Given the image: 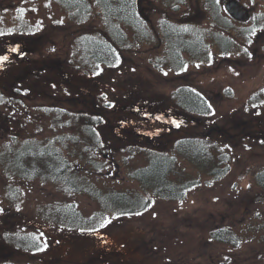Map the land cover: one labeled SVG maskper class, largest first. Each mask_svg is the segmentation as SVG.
I'll use <instances>...</instances> for the list:
<instances>
[{
	"label": "rangeland",
	"instance_id": "1",
	"mask_svg": "<svg viewBox=\"0 0 264 264\" xmlns=\"http://www.w3.org/2000/svg\"><path fill=\"white\" fill-rule=\"evenodd\" d=\"M223 1L220 7L225 14ZM238 1L246 9L244 20L233 21L228 30L216 28L233 42L226 52L211 48L210 59H193L180 73L167 66L156 71L149 61L161 54L162 47L146 42L135 52H123L117 67L102 68L97 76H79L68 62L76 58V23L55 0H0V26L6 29L0 35V57H7L0 60V88L16 101L0 104L1 146L8 126L39 136L68 134L61 121L73 117L58 120L57 112H43L44 107H55L75 114L92 110V116L102 119L96 127L106 146L92 153L104 163L97 171L85 172L86 180L96 187L140 191L139 183L127 173L145 165L141 147L174 153L185 171L199 174V168L175 151L179 138L207 135L231 158L224 175L213 179L201 174L200 185L184 199L152 198L145 211L117 217L93 235L60 227L53 230L57 224L52 227L38 214L57 196L50 182L32 181L19 188L13 208L6 198L8 180L0 172V220L7 228L39 229L47 243L38 253H0V260L9 264H264V194L255 182V173L264 167V21L253 36L244 38L249 36L244 29L264 13V2ZM197 2L186 0L188 5L178 11L159 0H139V7L154 26L159 12L165 10L176 20L183 14L209 26L210 18L199 13ZM190 7L193 10L184 14ZM20 17L35 27L33 33L19 30ZM94 21L84 24L95 27ZM181 85L204 94L211 113L197 116L175 107L170 93ZM225 89L231 93H224ZM261 89L263 93L251 95ZM262 100V105L254 104ZM72 197L85 213L99 208L86 194ZM222 227L240 239L239 245L230 243L232 237L226 243L212 238L214 230Z\"/></svg>",
	"mask_w": 264,
	"mask_h": 264
},
{
	"label": "trees",
	"instance_id": "2",
	"mask_svg": "<svg viewBox=\"0 0 264 264\" xmlns=\"http://www.w3.org/2000/svg\"><path fill=\"white\" fill-rule=\"evenodd\" d=\"M159 1L171 11H178L186 3V0ZM220 1L199 0L197 3L201 13L210 18L209 23L220 30H228L233 24L222 14ZM55 2L65 10L67 18L76 23L77 30L74 35L76 58L68 62L79 76L89 74L97 76L102 68L117 67L123 52H135L146 42L152 46L162 47L161 54L156 56V61L160 62L154 63V67L167 65L176 72L183 71L193 59H210L209 42L215 44L221 52H226L233 46L232 40L218 30L198 26L196 21L189 17L185 19L183 14L180 17L183 20H176L170 17L166 10L163 13L159 12L154 26L142 15L139 0H55ZM187 5L188 3L184 6ZM192 10L191 7L185 8L183 13L187 14ZM91 18L95 19V27L84 24ZM252 21L251 26L244 29L245 33L248 32L246 36L249 35L244 37L245 39L259 28V23L264 21V13L256 15ZM262 26L264 27L263 24ZM19 27V30L26 34L35 31V27L23 22L21 17ZM130 31L131 36L128 35ZM5 32L6 29L0 26V33ZM184 54L189 59H184ZM42 65L44 67V64ZM224 93L231 92L225 89ZM258 93H263V90L251 95L255 97ZM13 98L7 96L0 88V104L16 102ZM170 98L175 107L187 114L207 116L211 113V104L207 97L188 85L173 89ZM253 99L247 102H253ZM255 103L262 105L263 100ZM246 109L249 110V106ZM49 111L57 112L55 117L58 120L64 115L68 118L73 117L72 120L69 118L61 121L68 130L67 136L65 134L39 136L27 133L26 128H20L23 129L21 132L11 130L13 128L9 126L4 128L5 140L2 146L0 145V172L4 179L8 180L6 198L7 203L13 208L17 206L18 189L27 187L32 181L51 182L56 186L61 198L47 202L38 214L66 231L72 229L69 232L75 230L85 232L86 235L96 234L117 217L136 215L145 211L152 198L178 201L184 199L187 192L200 185L201 174L216 179L228 171L231 158L221 150L219 146L221 144L217 141L207 135L179 138L173 145L175 151L183 154L195 168H199L201 171L199 174L185 171L184 167L178 164L174 153L151 151L147 147H141L142 152H146L145 165L134 167L127 173L130 180L139 183L137 188L140 191L96 187L86 180L85 172L97 171L104 163L103 159L94 157L92 153L106 146L105 141L100 139L96 127L102 124V119L92 116V110L75 114L55 107L43 108V112ZM70 161L81 162V168ZM255 182L264 194V167L255 173ZM80 193L96 201L99 208L90 214L82 213L72 198L73 195ZM0 223L2 225L0 240L4 242L3 246L0 244V253L3 255L7 253L9 256V252L15 250L35 253L42 251L47 245L41 240L43 235L26 232V229H17L19 227L15 226L7 228L8 224L2 223L1 220ZM101 224H104V227H101ZM52 229L57 230L56 227ZM214 231L212 238L216 241L226 243L229 242L228 237H232L234 239L230 243L239 245L240 239L233 236L229 228L222 227ZM7 262L4 258L0 260V264H9Z\"/></svg>",
	"mask_w": 264,
	"mask_h": 264
},
{
	"label": "water",
	"instance_id": "3",
	"mask_svg": "<svg viewBox=\"0 0 264 264\" xmlns=\"http://www.w3.org/2000/svg\"><path fill=\"white\" fill-rule=\"evenodd\" d=\"M225 8L229 12V14L235 19L242 20V12L239 10L238 5L235 0H228L225 3Z\"/></svg>",
	"mask_w": 264,
	"mask_h": 264
},
{
	"label": "snow or ice",
	"instance_id": "4",
	"mask_svg": "<svg viewBox=\"0 0 264 264\" xmlns=\"http://www.w3.org/2000/svg\"><path fill=\"white\" fill-rule=\"evenodd\" d=\"M0 34H2V33H0ZM13 51H15V49H13ZM6 59H7L6 56L5 57H0V60H6ZM101 227H104V224H101ZM45 247H46V245H45ZM38 250H42V249H38Z\"/></svg>",
	"mask_w": 264,
	"mask_h": 264
}]
</instances>
